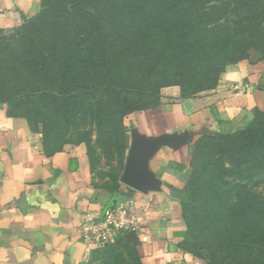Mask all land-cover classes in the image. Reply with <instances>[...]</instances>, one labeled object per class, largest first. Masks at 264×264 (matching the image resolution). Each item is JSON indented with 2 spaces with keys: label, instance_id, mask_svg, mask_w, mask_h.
<instances>
[{
  "label": "rangeland",
  "instance_id": "374dc122",
  "mask_svg": "<svg viewBox=\"0 0 264 264\" xmlns=\"http://www.w3.org/2000/svg\"><path fill=\"white\" fill-rule=\"evenodd\" d=\"M39 2L40 61L27 66L42 75L0 107L48 153L84 144L104 191L124 183L135 112L215 92L240 61L264 59V0H172L164 15L146 1ZM246 130L209 134L188 152L178 194L185 248L201 264H264V111ZM139 255L122 234L86 264H141Z\"/></svg>",
  "mask_w": 264,
  "mask_h": 264
},
{
  "label": "crops",
  "instance_id": "0c3cea01",
  "mask_svg": "<svg viewBox=\"0 0 264 264\" xmlns=\"http://www.w3.org/2000/svg\"><path fill=\"white\" fill-rule=\"evenodd\" d=\"M39 9V0H0V28L19 27ZM258 111H264V59L240 61L215 92L135 112L127 168L142 148L148 181L108 192L92 185L84 144L48 153L32 140L23 118L0 107V264H86L82 225L130 202L140 223L133 237L143 264H201L185 248L178 194L188 152L206 134L251 125Z\"/></svg>",
  "mask_w": 264,
  "mask_h": 264
},
{
  "label": "trees",
  "instance_id": "16d2710c",
  "mask_svg": "<svg viewBox=\"0 0 264 264\" xmlns=\"http://www.w3.org/2000/svg\"><path fill=\"white\" fill-rule=\"evenodd\" d=\"M131 1L135 2L136 4H140L142 1L151 2L153 5L149 10L154 14L160 13L161 15H164L170 13V11L167 13V6L172 0ZM177 1L183 2L185 0ZM203 1L204 0H202V2ZM140 9H143V7H140ZM34 16H36V20H34V22L33 20L30 21L33 18L31 17L19 27L0 28V99L6 97L9 100L15 101L20 97H24L26 95L24 89L27 87L26 84L30 81V78L37 80L42 75L41 68H37V73L35 74L32 68L27 66L31 63V61L36 62V65H38L40 61V56L35 52L37 51V44L39 42H34V39L38 36V24L44 15L43 13H36ZM27 22L28 25H25ZM53 58H55V52H53ZM253 123L244 129H239L234 132H228L226 134H210H216L219 137H224L235 133L246 134V128H251ZM254 134L256 133L254 132ZM207 135L209 134H206L205 136ZM260 140H264V135ZM141 264H143L142 260Z\"/></svg>",
  "mask_w": 264,
  "mask_h": 264
},
{
  "label": "built area",
  "instance_id": "2783aa9c",
  "mask_svg": "<svg viewBox=\"0 0 264 264\" xmlns=\"http://www.w3.org/2000/svg\"><path fill=\"white\" fill-rule=\"evenodd\" d=\"M82 238L88 250L102 249L114 243L122 234L140 231L134 203L116 204L109 207L96 220L82 225ZM146 241L147 236L142 235Z\"/></svg>",
  "mask_w": 264,
  "mask_h": 264
},
{
  "label": "water",
  "instance_id": "95a60500",
  "mask_svg": "<svg viewBox=\"0 0 264 264\" xmlns=\"http://www.w3.org/2000/svg\"><path fill=\"white\" fill-rule=\"evenodd\" d=\"M145 151L142 148L136 149L131 155V161L127 168V174L124 182L134 188H140L145 182L148 181L147 176L143 174L142 166L145 156ZM131 238H134V232L128 233Z\"/></svg>",
  "mask_w": 264,
  "mask_h": 264
}]
</instances>
